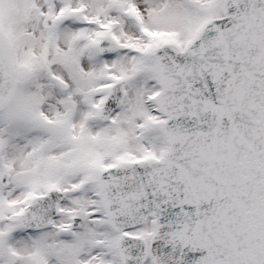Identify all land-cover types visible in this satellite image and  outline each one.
<instances>
[{"label": "snow or ice", "instance_id": "obj_1", "mask_svg": "<svg viewBox=\"0 0 264 264\" xmlns=\"http://www.w3.org/2000/svg\"><path fill=\"white\" fill-rule=\"evenodd\" d=\"M0 264H264V0H0Z\"/></svg>", "mask_w": 264, "mask_h": 264}]
</instances>
